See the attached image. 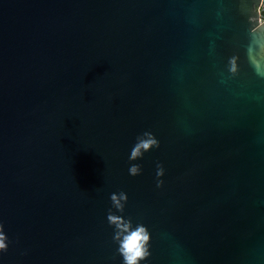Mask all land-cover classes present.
Here are the masks:
<instances>
[{
	"label": "water",
	"instance_id": "water-1",
	"mask_svg": "<svg viewBox=\"0 0 264 264\" xmlns=\"http://www.w3.org/2000/svg\"><path fill=\"white\" fill-rule=\"evenodd\" d=\"M258 3L0 0V264H123L114 210L142 264H264Z\"/></svg>",
	"mask_w": 264,
	"mask_h": 264
},
{
	"label": "clouds",
	"instance_id": "clouds-1",
	"mask_svg": "<svg viewBox=\"0 0 264 264\" xmlns=\"http://www.w3.org/2000/svg\"><path fill=\"white\" fill-rule=\"evenodd\" d=\"M255 11L259 14L253 16L251 19L255 22L259 20L257 28L264 26V0H259V3L255 6ZM258 67L260 61H257ZM160 141L154 133L146 132L141 138H139L131 151V159L142 156L145 151L151 150L153 147H159ZM139 165H131L129 171L133 174H139L141 172ZM165 167L162 163L158 164L156 175L160 179L157 180L158 186H163L165 181L162 177L165 174ZM126 192H119L112 194V200L114 208L120 212L123 211L124 202L127 200ZM109 223L113 224L116 228L114 238L119 244L118 251L123 257V264H142L150 255V241L151 233L148 227L144 224H139L133 227L131 220L122 216L117 211H110L108 214ZM9 236L5 230V225L0 222V254H3L9 248Z\"/></svg>",
	"mask_w": 264,
	"mask_h": 264
}]
</instances>
